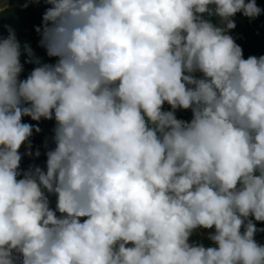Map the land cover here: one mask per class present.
I'll use <instances>...</instances> for the list:
<instances>
[{
    "label": "clouds",
    "instance_id": "clouds-1",
    "mask_svg": "<svg viewBox=\"0 0 264 264\" xmlns=\"http://www.w3.org/2000/svg\"><path fill=\"white\" fill-rule=\"evenodd\" d=\"M42 62L0 37V264H264V55L229 34L256 0H24ZM6 7V5H5ZM4 8L0 7V12ZM211 17L218 18L214 23ZM199 74V75H197ZM165 104L169 108L165 109ZM177 110H190V120ZM39 122L45 166L21 170ZM50 196H55V208ZM208 231L211 246L190 241Z\"/></svg>",
    "mask_w": 264,
    "mask_h": 264
},
{
    "label": "crops",
    "instance_id": "crops-1",
    "mask_svg": "<svg viewBox=\"0 0 264 264\" xmlns=\"http://www.w3.org/2000/svg\"><path fill=\"white\" fill-rule=\"evenodd\" d=\"M23 3L24 0H0V7L4 8V11L0 12V37L6 38L9 35V27L15 32L16 39L21 46L22 54L20 60L24 65V70L20 74V79H25L33 67H35L34 64L25 63L27 55L24 52V45L26 43L32 47L35 55L39 57L42 62H47L48 59L45 51L38 47L40 37L35 31V27L42 24L43 13L50 5L41 2L39 5H29L27 8H23ZM23 122L33 125L38 124L41 129L39 133L34 132L32 137H30L33 151L39 148L41 155L39 158L30 157V159L34 161V165L44 167L46 161L44 153L54 147L51 140L54 120L48 121L42 119L36 122L32 121L29 117H24ZM22 147L26 150L25 146Z\"/></svg>",
    "mask_w": 264,
    "mask_h": 264
},
{
    "label": "built area",
    "instance_id": "built-area-1",
    "mask_svg": "<svg viewBox=\"0 0 264 264\" xmlns=\"http://www.w3.org/2000/svg\"><path fill=\"white\" fill-rule=\"evenodd\" d=\"M263 0H256L257 5H260ZM212 21L214 23H218V18L211 17ZM236 27L233 30H230L229 34L234 37L236 40V43L239 44L244 39H247L253 34L258 33V19L249 20L248 18L244 17L241 13H237L234 17ZM199 75V74H197ZM165 109L167 110L169 106L165 104ZM176 116L179 119L184 120H190L192 118V113L190 110H177ZM51 201V207L55 208V196H50ZM208 231L212 230H197L192 237L190 238V241L197 242V243H204L206 246H211V241L207 239V233Z\"/></svg>",
    "mask_w": 264,
    "mask_h": 264
},
{
    "label": "rangeland",
    "instance_id": "rangeland-1",
    "mask_svg": "<svg viewBox=\"0 0 264 264\" xmlns=\"http://www.w3.org/2000/svg\"><path fill=\"white\" fill-rule=\"evenodd\" d=\"M258 6L264 9V0ZM263 13L264 12H262V14ZM261 15L257 17L258 34L260 36V39H257V37L251 36L239 42V45L243 49L244 58H247L250 55H256V56L264 55V17ZM49 61L53 62L50 58H48L47 62ZM19 151L22 154L20 168L21 170H27L30 166L34 165V161L31 160L29 156L23 155L26 151L23 147H21ZM256 226L258 228H264V226L259 225L258 222H256ZM255 239L261 244H264V232L258 233Z\"/></svg>",
    "mask_w": 264,
    "mask_h": 264
},
{
    "label": "trees",
    "instance_id": "trees-1",
    "mask_svg": "<svg viewBox=\"0 0 264 264\" xmlns=\"http://www.w3.org/2000/svg\"><path fill=\"white\" fill-rule=\"evenodd\" d=\"M261 16L264 17V13H263ZM253 36H254V37H257V39H260V36H259L258 33L253 34ZM258 224L264 226V223H262V222H258Z\"/></svg>",
    "mask_w": 264,
    "mask_h": 264
}]
</instances>
